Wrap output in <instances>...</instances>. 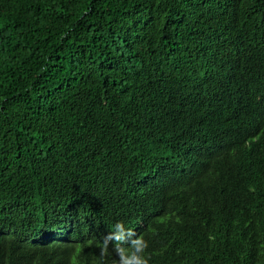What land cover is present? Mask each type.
<instances>
[{
    "label": "trees",
    "instance_id": "trees-1",
    "mask_svg": "<svg viewBox=\"0 0 264 264\" xmlns=\"http://www.w3.org/2000/svg\"><path fill=\"white\" fill-rule=\"evenodd\" d=\"M224 1L0 2V213L21 206L23 226L81 199L86 180L155 213L158 264H264V148L232 114L260 104L234 44L264 67V0L221 30ZM174 150L192 196L165 174Z\"/></svg>",
    "mask_w": 264,
    "mask_h": 264
},
{
    "label": "clouds",
    "instance_id": "clouds-1",
    "mask_svg": "<svg viewBox=\"0 0 264 264\" xmlns=\"http://www.w3.org/2000/svg\"><path fill=\"white\" fill-rule=\"evenodd\" d=\"M243 4L244 0H225L221 4V30L225 25L223 17L240 11ZM3 46L0 39V72L4 68ZM234 46L241 56L242 83L251 86L260 104L248 112L232 114L240 125L251 130L253 145L264 148V67L247 63L236 37ZM223 88L226 91V86ZM183 131L186 149L196 134ZM196 144L200 149L199 140ZM186 151L174 150L162 163L168 179L192 196L190 185L193 184L187 178L189 175L183 172L187 163ZM197 154L190 155L194 159ZM75 158L72 156L69 162L70 169L72 164L78 166ZM82 192L81 199L70 200L75 191L72 196L61 198L60 207L27 221L23 226L15 225L21 206L15 203L5 205L0 213V258L4 256L8 264L6 252L12 250V259L24 262L36 256L41 249H46L47 253L36 264H158L157 253L153 252L158 246L153 233V211L135 206L117 207L106 192L96 189L86 180ZM175 200L181 201L178 197ZM58 249L67 253L57 258L53 252Z\"/></svg>",
    "mask_w": 264,
    "mask_h": 264
}]
</instances>
